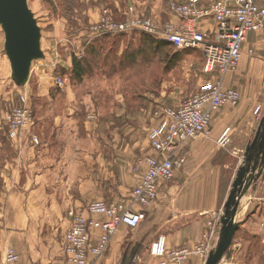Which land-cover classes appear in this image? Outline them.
I'll use <instances>...</instances> for the list:
<instances>
[{"label": "rangeland", "instance_id": "1", "mask_svg": "<svg viewBox=\"0 0 264 264\" xmlns=\"http://www.w3.org/2000/svg\"><path fill=\"white\" fill-rule=\"evenodd\" d=\"M189 1L28 0L41 31L42 57L33 61L24 84L14 78L5 48V33L0 25V136L3 140L0 145V213L9 200L2 171L8 169L18 173L19 167L12 159L15 155L19 159L24 158L27 155L26 146L34 153L42 143L54 147L50 149L47 164L37 163L36 168L39 172L51 170L62 173L60 182L48 189L57 197L61 189L69 190L72 186V189L78 190L85 172L93 173L98 183L115 188V178H111L110 174L108 178L99 175L100 169L104 172L109 170L112 156H120L119 159L114 158L119 165L128 164L129 157H133L135 161L131 170L140 177L141 174L135 171L137 157L141 154L154 155L155 152L149 141L151 130L158 126L168 110L181 106L218 77L204 74L200 49L181 50L164 37L170 27L179 31L186 25V20L172 10L173 2L181 5ZM199 4L208 8L212 3L205 6L200 0ZM145 22L152 24L153 32L143 27ZM127 23L137 24L138 30L118 32L111 29V26ZM205 23L200 28L210 31ZM215 27L213 30H216ZM248 54L254 56L255 51L250 49ZM75 59L84 66L82 78L75 73ZM59 77L64 79L62 86L58 85ZM23 96L27 98V108L32 111L33 120L19 137L9 139L6 119L11 110L23 106ZM257 108L255 115L259 116L262 108L260 114L256 112ZM227 129H230L231 144V127L223 130L218 144ZM35 138L39 140V145L35 144ZM110 144H118V148L111 150ZM90 151L97 157L102 155L99 161L92 164L93 168L84 154L90 155ZM257 153L259 151L253 155V162ZM103 157L107 162L102 163ZM7 160L10 162L7 163ZM56 180L51 178V182ZM93 198L94 201L111 204L121 202L108 191L93 195ZM36 199L34 196L32 201ZM19 202L13 200L11 204ZM62 213L48 210L37 213L36 206L33 207V215H37L34 232L45 238L47 244L55 240L64 260L62 238L68 229L65 231L62 224L58 225L59 222L49 226L53 218L58 219ZM127 234L132 238L139 234V230L127 228ZM8 250L17 253L15 249ZM6 251L1 250V253ZM201 257L206 264L205 257Z\"/></svg>", "mask_w": 264, "mask_h": 264}, {"label": "crops", "instance_id": "2", "mask_svg": "<svg viewBox=\"0 0 264 264\" xmlns=\"http://www.w3.org/2000/svg\"><path fill=\"white\" fill-rule=\"evenodd\" d=\"M214 1L203 0L205 6ZM209 22L205 23V27L212 31L215 23L213 20ZM250 49L255 51L254 56L248 54ZM223 84L227 89L239 90L240 105L225 106L215 114L206 135L178 152L179 156L185 158V163L178 167L174 179L162 187L159 199L147 207L135 206L136 210L145 214L138 228L139 234L131 238L127 236V228L122 226L113 237L109 252L97 264H120L121 261L122 264H162L163 259L150 254L151 245L160 236L166 238L168 248L193 245L202 240L208 224L215 227L213 248L217 247L222 220L227 214L225 205L233 191L239 169L246 162L247 147L257 136L260 121L264 118V32L249 35L240 64L225 77ZM259 106L262 112L256 116L255 109ZM227 127L232 128V141L223 148L218 144V139ZM27 147L24 149L27 151L24 158L19 159L15 155L12 159L19 167L18 173L8 169L2 171L9 200L0 213V248L3 251L15 249L20 255V264H70L60 257L59 245L55 240L47 244L45 238L34 232L37 217L33 215L34 205L37 213L47 210L63 212L58 219L53 218L49 226L59 222L58 225L62 224L66 231L70 224L69 213L73 210L82 211L94 201L93 195L108 191L115 198L120 196L118 199L121 202L130 201L131 190H134L139 180V176L131 170L135 160L129 157L128 164L119 165L114 158L119 159L120 156H112L109 170L104 172L100 169L101 178H108L109 174L115 178V188L98 183L93 173L85 172L78 190L72 189V186L69 190L61 189L57 197L49 193L48 189L60 182L62 173L51 170L39 172L36 168L37 163L47 164L50 149L54 147L42 143L35 153ZM110 148L116 150L118 144H110ZM84 154L88 156L91 168L102 157H97L93 151L89 152L90 155ZM255 156L250 187L238 201L235 220L239 229L230 255L221 264H264V152ZM104 161L107 162L105 157L102 163ZM51 178L57 179V182H51ZM34 196L37 199L32 201ZM13 200L21 202L12 205ZM4 259L5 254L1 253L0 264ZM185 264L204 263L201 256H194Z\"/></svg>", "mask_w": 264, "mask_h": 264}, {"label": "built area", "instance_id": "3", "mask_svg": "<svg viewBox=\"0 0 264 264\" xmlns=\"http://www.w3.org/2000/svg\"><path fill=\"white\" fill-rule=\"evenodd\" d=\"M199 2L190 0L181 5L173 2L172 10L186 20V25L179 31L170 27L164 37L178 49H200L204 74L218 77L181 106L168 110L151 130L149 141L155 154L137 158L135 171L141 175L128 203L91 201L82 211L69 213L70 226L62 238L65 262L97 264L109 252L113 237L122 226L131 230L139 228L145 214L135 206L147 207L159 199L162 187L174 179L178 166L185 162L178 152L209 132L216 112L228 105H239V92L225 89L223 79L238 67L249 34L264 32V0H218L208 8L201 7ZM211 19L216 30L200 28ZM137 27V24L127 23L111 26V29L123 32L138 30ZM143 27L153 32L150 22H145ZM63 84V77H59L58 85ZM26 100L23 96V106L11 110L6 119L9 139L19 137L32 123V111L27 108ZM256 112L260 114L261 108ZM34 142L40 144L37 138ZM2 143L0 136V145ZM219 144L223 147L230 144V129L222 135ZM214 235V225L208 224L198 243L168 248L166 238L160 236L150 251L153 257L163 259L162 264H185L194 256H204L207 260L213 250ZM3 264H20V256L14 250H7Z\"/></svg>", "mask_w": 264, "mask_h": 264}, {"label": "water", "instance_id": "4", "mask_svg": "<svg viewBox=\"0 0 264 264\" xmlns=\"http://www.w3.org/2000/svg\"><path fill=\"white\" fill-rule=\"evenodd\" d=\"M0 25L6 38V52L12 64L14 78L25 83L30 74L32 63L42 57L40 49L41 31L31 12L28 0H0ZM264 152V118L261 119L258 134L247 147L246 164L237 174L234 188L225 205L227 214L222 220L221 234L217 247L210 252L206 264H220L231 253L239 224L235 215L241 199L248 191L253 179V155Z\"/></svg>", "mask_w": 264, "mask_h": 264}, {"label": "trees", "instance_id": "5", "mask_svg": "<svg viewBox=\"0 0 264 264\" xmlns=\"http://www.w3.org/2000/svg\"><path fill=\"white\" fill-rule=\"evenodd\" d=\"M161 45H163L162 43H161ZM74 70H75V73H76V75L79 77V78H82V76H83V74H84V66L82 65V63L79 61V60H77V59H75L74 60Z\"/></svg>", "mask_w": 264, "mask_h": 264}, {"label": "bare ground", "instance_id": "6", "mask_svg": "<svg viewBox=\"0 0 264 264\" xmlns=\"http://www.w3.org/2000/svg\"><path fill=\"white\" fill-rule=\"evenodd\" d=\"M222 261H223V260H222ZM222 261H221V262H222ZM221 262H220V263H221Z\"/></svg>", "mask_w": 264, "mask_h": 264}]
</instances>
